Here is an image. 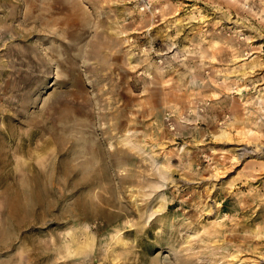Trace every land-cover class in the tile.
Returning a JSON list of instances; mask_svg holds the SVG:
<instances>
[{"label":"rangeland","instance_id":"obj_1","mask_svg":"<svg viewBox=\"0 0 264 264\" xmlns=\"http://www.w3.org/2000/svg\"><path fill=\"white\" fill-rule=\"evenodd\" d=\"M0 264H264V0H0Z\"/></svg>","mask_w":264,"mask_h":264}]
</instances>
